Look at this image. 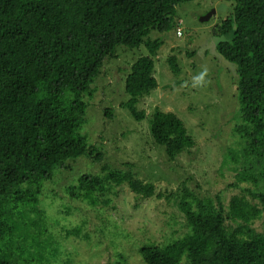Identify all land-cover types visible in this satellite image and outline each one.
I'll list each match as a JSON object with an SVG mask.
<instances>
[{
    "label": "trees",
    "instance_id": "1",
    "mask_svg": "<svg viewBox=\"0 0 264 264\" xmlns=\"http://www.w3.org/2000/svg\"><path fill=\"white\" fill-rule=\"evenodd\" d=\"M189 1L0 0V264L58 259L60 243L41 205L44 185L80 157L104 160L82 133L85 97H92V85L118 47L147 53L126 73L129 98L121 107L136 121L147 119L148 133L167 160L195 146L174 113L155 108L146 117L136 108L157 87L155 58L163 42L150 34L174 28L177 36L181 22L175 10ZM228 1L232 14L212 34L227 37L216 44V53L236 67L232 132L240 149L230 148L226 158L234 164L229 187L240 192L226 204L220 194L202 197L185 185L166 195L186 232L161 245L141 244L137 253L144 264H264V229L255 227L260 220L264 225V0ZM166 61L178 75L177 56ZM104 113L113 116L112 109ZM100 170L79 175L63 189L64 196L93 207L124 184L141 198L155 195L154 185L142 183L129 169L102 164ZM61 230L65 238H88L81 226Z\"/></svg>",
    "mask_w": 264,
    "mask_h": 264
},
{
    "label": "rangeland",
    "instance_id": "2",
    "mask_svg": "<svg viewBox=\"0 0 264 264\" xmlns=\"http://www.w3.org/2000/svg\"><path fill=\"white\" fill-rule=\"evenodd\" d=\"M232 9L228 0H191L175 10L174 17L181 22L179 37L174 28L150 34L163 42L155 58L157 87L136 108L146 117L155 108L172 112L184 122L196 144L173 161L153 143L147 119L136 121L121 107L129 98L124 90L126 73L146 50L118 47L116 57L104 62L92 85V97H85L87 121L82 130L104 160L92 163L80 157L69 162L71 169L57 173L44 185L41 196L49 225L60 243L54 264H144L137 253L141 244L161 245L186 232L183 218L166 195L185 185L202 197L220 194L226 204L230 196L240 192L229 187L234 182V164L226 158L230 148L240 149L232 132V117L238 108L236 67L216 53V44L227 37L212 34L231 16ZM190 53L194 54L189 57ZM171 54L177 56L178 75H173L167 64ZM202 73L203 80H198ZM105 109H112V118L105 116ZM102 164L131 170L142 183L153 184L155 195L162 197L141 198L125 184L114 186L93 207L64 196L63 189L75 184L79 175L98 174ZM103 200L107 204L101 203ZM257 223L255 227L263 230V221ZM74 226H81L88 238H65L61 229Z\"/></svg>",
    "mask_w": 264,
    "mask_h": 264
},
{
    "label": "built area",
    "instance_id": "3",
    "mask_svg": "<svg viewBox=\"0 0 264 264\" xmlns=\"http://www.w3.org/2000/svg\"><path fill=\"white\" fill-rule=\"evenodd\" d=\"M181 35V29H178L177 30V36H180Z\"/></svg>",
    "mask_w": 264,
    "mask_h": 264
},
{
    "label": "clouds",
    "instance_id": "4",
    "mask_svg": "<svg viewBox=\"0 0 264 264\" xmlns=\"http://www.w3.org/2000/svg\"><path fill=\"white\" fill-rule=\"evenodd\" d=\"M198 80H203V73L198 77Z\"/></svg>",
    "mask_w": 264,
    "mask_h": 264
},
{
    "label": "water",
    "instance_id": "5",
    "mask_svg": "<svg viewBox=\"0 0 264 264\" xmlns=\"http://www.w3.org/2000/svg\"><path fill=\"white\" fill-rule=\"evenodd\" d=\"M205 18H207V17H205ZM205 18H204V19H205Z\"/></svg>",
    "mask_w": 264,
    "mask_h": 264
}]
</instances>
